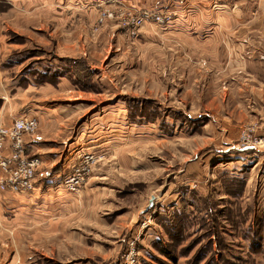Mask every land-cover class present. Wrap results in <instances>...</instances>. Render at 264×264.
I'll return each mask as SVG.
<instances>
[{"label": "rangeland", "instance_id": "1", "mask_svg": "<svg viewBox=\"0 0 264 264\" xmlns=\"http://www.w3.org/2000/svg\"><path fill=\"white\" fill-rule=\"evenodd\" d=\"M139 11L117 0H0V124L36 118L51 153L74 145L71 171L92 160L80 194L63 177L65 239L40 247L52 258L35 264H117L130 241L144 264H264V144L239 150L244 130L264 141V44L245 48L255 58L246 68L186 70L192 63L165 55L180 45L160 30L169 25L128 34ZM1 227L0 248H16ZM15 230L28 252L29 228Z\"/></svg>", "mask_w": 264, "mask_h": 264}, {"label": "crops", "instance_id": "2", "mask_svg": "<svg viewBox=\"0 0 264 264\" xmlns=\"http://www.w3.org/2000/svg\"><path fill=\"white\" fill-rule=\"evenodd\" d=\"M117 1L134 10L174 14L170 27L157 28H161L160 30L165 32L164 36H175V43L180 45L178 47L174 45L173 50L170 49L169 54L165 53V55L172 61L174 58L179 60L177 65L182 67L185 66L183 64L192 63L186 65V70L193 71L196 64L201 66L205 63H213V65H217L218 69H230L232 63H238L239 67L246 68L252 64L255 58L253 60L251 57L246 59L242 52L251 45L254 38H256L255 42L259 41L261 45L264 44V0H154L151 3L149 0ZM252 7L254 8L250 11ZM147 28H149L148 25L144 27V29ZM85 34L87 35V33ZM231 35L237 39L239 37V41L232 40ZM66 41L70 42V38L67 37ZM86 41L89 42L90 49L95 52L97 44L90 43L88 38ZM150 41L151 38H148V42ZM88 57L89 59L93 58L90 54ZM234 59L235 61H233ZM261 64L259 60V65ZM64 83H67L66 80ZM47 140L44 139L42 133L27 140L28 155H38L43 165L38 170L35 190L30 194L0 191V226L4 227L5 224L13 229L11 231L13 238L8 234L6 236L12 247H16L12 250L0 248V264H35L41 256L50 259L52 258L51 251L49 253L42 252L39 248L49 246V242L59 246L61 244H56L55 241H61V238L65 239L64 233H59L56 226L60 224V221L63 223L66 217L64 212L66 202L63 198L65 191L61 184L63 177L67 176L73 166L71 157H73L74 145H69L66 153L56 154L51 152L58 149L50 147ZM66 146L63 145L62 149H66ZM68 201L73 202V199ZM54 209L56 211L59 209L56 214L49 213ZM45 212L50 215L42 216ZM6 214L13 215L16 219L10 223L8 220H4ZM17 226L29 228V243L34 244L29 246L28 252L20 251L18 246L20 240L15 233ZM2 229L1 227L0 233ZM151 236L156 239L153 229L149 230L148 241ZM38 242H42V244ZM65 247L64 244L62 248L66 250ZM59 262L68 264V261L59 260Z\"/></svg>", "mask_w": 264, "mask_h": 264}, {"label": "built area", "instance_id": "3", "mask_svg": "<svg viewBox=\"0 0 264 264\" xmlns=\"http://www.w3.org/2000/svg\"><path fill=\"white\" fill-rule=\"evenodd\" d=\"M103 17H113L111 11ZM174 14L170 12H152L142 10L139 13L129 12L125 28L131 37H136L146 23L168 26L172 23ZM39 126L36 118L18 119L12 125L0 124V191L18 194H30L35 190L38 170L42 167L39 157L28 155L27 140L35 135ZM250 130H244L239 150L256 149L264 144L262 139L253 140ZM90 157L79 159L63 182L67 191L80 194L83 191L87 175L90 173ZM128 251L117 264H144L140 252L136 249L135 241H130Z\"/></svg>", "mask_w": 264, "mask_h": 264}, {"label": "water", "instance_id": "4", "mask_svg": "<svg viewBox=\"0 0 264 264\" xmlns=\"http://www.w3.org/2000/svg\"><path fill=\"white\" fill-rule=\"evenodd\" d=\"M154 206V200L152 199V201L150 202V208H152Z\"/></svg>", "mask_w": 264, "mask_h": 264}, {"label": "trees", "instance_id": "5", "mask_svg": "<svg viewBox=\"0 0 264 264\" xmlns=\"http://www.w3.org/2000/svg\"><path fill=\"white\" fill-rule=\"evenodd\" d=\"M162 253H164L165 255H168L167 252H162Z\"/></svg>", "mask_w": 264, "mask_h": 264}]
</instances>
